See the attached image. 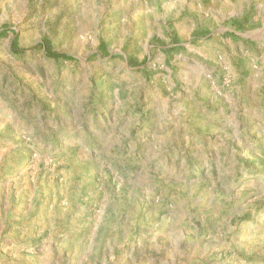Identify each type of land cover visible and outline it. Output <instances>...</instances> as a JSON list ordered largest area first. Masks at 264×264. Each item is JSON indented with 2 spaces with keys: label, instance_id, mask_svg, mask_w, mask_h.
Here are the masks:
<instances>
[{
  "label": "rangeland",
  "instance_id": "374dc122",
  "mask_svg": "<svg viewBox=\"0 0 264 264\" xmlns=\"http://www.w3.org/2000/svg\"><path fill=\"white\" fill-rule=\"evenodd\" d=\"M0 264H264V0H0Z\"/></svg>",
  "mask_w": 264,
  "mask_h": 264
},
{
  "label": "trees",
  "instance_id": "16d2710c",
  "mask_svg": "<svg viewBox=\"0 0 264 264\" xmlns=\"http://www.w3.org/2000/svg\"><path fill=\"white\" fill-rule=\"evenodd\" d=\"M52 55H54V53H52Z\"/></svg>",
  "mask_w": 264,
  "mask_h": 264
}]
</instances>
